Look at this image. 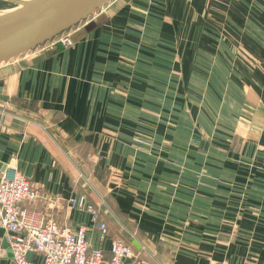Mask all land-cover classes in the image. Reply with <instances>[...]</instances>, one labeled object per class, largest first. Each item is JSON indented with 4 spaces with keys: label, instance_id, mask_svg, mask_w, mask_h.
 Masks as SVG:
<instances>
[{
    "label": "crops",
    "instance_id": "1",
    "mask_svg": "<svg viewBox=\"0 0 264 264\" xmlns=\"http://www.w3.org/2000/svg\"><path fill=\"white\" fill-rule=\"evenodd\" d=\"M72 32L0 65V165L57 201L33 206L75 231L85 194L89 244L150 264H264V0H111Z\"/></svg>",
    "mask_w": 264,
    "mask_h": 264
},
{
    "label": "built area",
    "instance_id": "2",
    "mask_svg": "<svg viewBox=\"0 0 264 264\" xmlns=\"http://www.w3.org/2000/svg\"><path fill=\"white\" fill-rule=\"evenodd\" d=\"M72 33L71 28L48 43L70 48ZM4 117L5 113L1 111L0 125ZM40 201L47 207H54L57 202L50 195H42L39 188L17 169L6 167L0 172V228L4 230L14 264H150L116 238L110 240L108 251L89 244V231H95L98 241L104 242L109 238V227L101 218L100 210L88 204L85 194L67 201L69 208L83 210L90 218L88 227L77 226L75 231L59 225L45 211L36 209L33 205ZM28 253L39 260L27 259Z\"/></svg>",
    "mask_w": 264,
    "mask_h": 264
},
{
    "label": "water",
    "instance_id": "3",
    "mask_svg": "<svg viewBox=\"0 0 264 264\" xmlns=\"http://www.w3.org/2000/svg\"><path fill=\"white\" fill-rule=\"evenodd\" d=\"M110 1L19 0L14 2L16 7L12 10L0 12V65L34 51L63 32L86 22ZM5 170L6 166L1 164L0 172ZM2 230L0 234L4 233ZM2 244L4 245V240Z\"/></svg>",
    "mask_w": 264,
    "mask_h": 264
},
{
    "label": "rangeland",
    "instance_id": "4",
    "mask_svg": "<svg viewBox=\"0 0 264 264\" xmlns=\"http://www.w3.org/2000/svg\"><path fill=\"white\" fill-rule=\"evenodd\" d=\"M229 20H232V21H234L235 20V16H232L231 15V17L229 18ZM226 22H229L228 20L226 21ZM233 33V32H232ZM230 34V33H229ZM217 35H219V34H217ZM234 37V39H235V33H233L232 34ZM218 83H220L222 86H223V84H222V82H218ZM213 84H215V82H213ZM208 116H209V114H208ZM192 118H193V116H192Z\"/></svg>",
    "mask_w": 264,
    "mask_h": 264
},
{
    "label": "trees",
    "instance_id": "5",
    "mask_svg": "<svg viewBox=\"0 0 264 264\" xmlns=\"http://www.w3.org/2000/svg\"><path fill=\"white\" fill-rule=\"evenodd\" d=\"M75 27V26H74Z\"/></svg>",
    "mask_w": 264,
    "mask_h": 264
}]
</instances>
